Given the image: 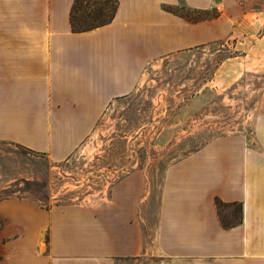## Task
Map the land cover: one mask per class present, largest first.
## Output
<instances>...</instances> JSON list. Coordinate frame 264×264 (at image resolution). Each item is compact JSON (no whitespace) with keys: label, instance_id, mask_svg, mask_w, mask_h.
Instances as JSON below:
<instances>
[{"label":"crops","instance_id":"obj_1","mask_svg":"<svg viewBox=\"0 0 264 264\" xmlns=\"http://www.w3.org/2000/svg\"><path fill=\"white\" fill-rule=\"evenodd\" d=\"M118 1L111 23L74 32V0H0V141L66 160L148 64L244 21H189L170 9L180 0ZM240 59L224 62L216 82H233ZM137 177L125 175L102 205L0 200V264H129L141 255L162 264H264V92L251 139L219 138L178 160L156 193ZM234 203L241 222L228 227L220 210L230 217Z\"/></svg>","mask_w":264,"mask_h":264},{"label":"rangeland","instance_id":"obj_2","mask_svg":"<svg viewBox=\"0 0 264 264\" xmlns=\"http://www.w3.org/2000/svg\"><path fill=\"white\" fill-rule=\"evenodd\" d=\"M170 9L195 22L225 15L244 21L224 38L148 64L136 88L108 104L66 160L0 141V200L25 197L46 207L102 205L130 173L138 175L143 189L146 185L156 193L178 160L219 138L253 137L264 92V0H215L209 8H191L180 0ZM236 57L242 59L231 69L238 76L229 84L217 83L218 68ZM163 261L141 255L129 264Z\"/></svg>","mask_w":264,"mask_h":264},{"label":"trees","instance_id":"obj_3","mask_svg":"<svg viewBox=\"0 0 264 264\" xmlns=\"http://www.w3.org/2000/svg\"><path fill=\"white\" fill-rule=\"evenodd\" d=\"M119 9L118 0H74L70 11V21L74 32H86L111 23ZM218 207L225 205L217 201ZM235 208L230 217L221 214L225 226L241 222V205L234 203Z\"/></svg>","mask_w":264,"mask_h":264}]
</instances>
